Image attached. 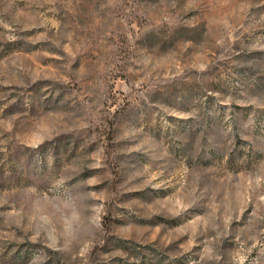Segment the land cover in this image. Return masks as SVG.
I'll return each instance as SVG.
<instances>
[{
  "label": "rangeland",
  "instance_id": "1",
  "mask_svg": "<svg viewBox=\"0 0 264 264\" xmlns=\"http://www.w3.org/2000/svg\"><path fill=\"white\" fill-rule=\"evenodd\" d=\"M0 264H264V0H0Z\"/></svg>",
  "mask_w": 264,
  "mask_h": 264
},
{
  "label": "clouds",
  "instance_id": "2",
  "mask_svg": "<svg viewBox=\"0 0 264 264\" xmlns=\"http://www.w3.org/2000/svg\"><path fill=\"white\" fill-rule=\"evenodd\" d=\"M60 207L62 218L58 222L57 227L61 235L58 238V247L52 250L66 252L71 248L72 244L85 234V225H87L89 230L96 229L99 227V221L95 224L89 223L87 217L83 216L80 209L71 201L62 202Z\"/></svg>",
  "mask_w": 264,
  "mask_h": 264
}]
</instances>
